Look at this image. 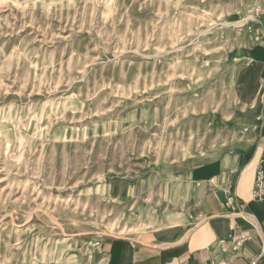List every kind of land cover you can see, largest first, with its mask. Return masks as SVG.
Returning <instances> with one entry per match:
<instances>
[{
	"label": "rangeland",
	"instance_id": "rangeland-1",
	"mask_svg": "<svg viewBox=\"0 0 264 264\" xmlns=\"http://www.w3.org/2000/svg\"><path fill=\"white\" fill-rule=\"evenodd\" d=\"M261 2L0 0V264H104L164 226L172 163L248 138Z\"/></svg>",
	"mask_w": 264,
	"mask_h": 264
},
{
	"label": "crops",
	"instance_id": "crops-1",
	"mask_svg": "<svg viewBox=\"0 0 264 264\" xmlns=\"http://www.w3.org/2000/svg\"><path fill=\"white\" fill-rule=\"evenodd\" d=\"M261 1L252 22L254 41L246 52L250 61L238 79L244 106L237 114V126L247 129L248 138L174 161L171 178L178 190L164 226L154 234L143 235L145 243L134 238L110 240L103 249L104 264H211L217 259L216 248L222 240L226 241L227 251L218 257L232 264H250L261 251L264 196H253L257 172L264 167ZM229 199L232 204H228ZM242 231L251 239L234 251V242Z\"/></svg>",
	"mask_w": 264,
	"mask_h": 264
},
{
	"label": "built area",
	"instance_id": "built-area-1",
	"mask_svg": "<svg viewBox=\"0 0 264 264\" xmlns=\"http://www.w3.org/2000/svg\"><path fill=\"white\" fill-rule=\"evenodd\" d=\"M253 196L255 198H261L264 196V167H261L256 176L255 185L253 189ZM228 204H232V199L228 200ZM232 229H236V225L232 224ZM251 239V236L247 234L245 231L240 232L239 239L234 242V251H237L238 247L245 241H248ZM227 251L226 248V241L222 240L219 242L218 247L216 248L215 257H217L216 260H214L211 264H232L230 262H227L225 260L219 259L218 256L225 254ZM217 253V254H216ZM250 264H264V238L262 240V246L261 251L255 256V258L250 262Z\"/></svg>",
	"mask_w": 264,
	"mask_h": 264
}]
</instances>
